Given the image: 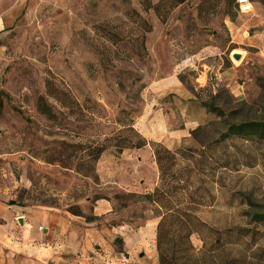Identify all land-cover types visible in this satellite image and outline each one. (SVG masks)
Returning a JSON list of instances; mask_svg holds the SVG:
<instances>
[{
    "label": "rangeland",
    "instance_id": "1",
    "mask_svg": "<svg viewBox=\"0 0 264 264\" xmlns=\"http://www.w3.org/2000/svg\"><path fill=\"white\" fill-rule=\"evenodd\" d=\"M0 1L3 206L83 208L102 238L76 264H158L160 210L143 195L159 183L205 224L190 238L200 264H264V222L252 218L264 210V141H221L230 124L264 122V0L247 14L235 0H186L167 15L159 0L148 11L140 0ZM153 114L174 130L159 144L177 153L161 180L149 146L124 147L137 142L130 129L160 132Z\"/></svg>",
    "mask_w": 264,
    "mask_h": 264
},
{
    "label": "crops",
    "instance_id": "2",
    "mask_svg": "<svg viewBox=\"0 0 264 264\" xmlns=\"http://www.w3.org/2000/svg\"><path fill=\"white\" fill-rule=\"evenodd\" d=\"M3 29L4 21L0 17V32ZM153 116L148 125L160 132L155 136L141 130L137 133L147 143L165 144L174 130L169 129L159 115ZM137 127L148 130L145 123ZM183 130L180 131L181 137L185 136ZM79 210L81 215L76 216V213L57 207L36 208L26 204L6 207L0 203V264H76V252L82 255L92 243L102 238L90 223L80 222L85 221L82 215L85 211L81 207ZM93 211H98L99 215L106 214L110 211V204L95 201ZM78 223L82 225L80 228Z\"/></svg>",
    "mask_w": 264,
    "mask_h": 264
},
{
    "label": "trees",
    "instance_id": "3",
    "mask_svg": "<svg viewBox=\"0 0 264 264\" xmlns=\"http://www.w3.org/2000/svg\"><path fill=\"white\" fill-rule=\"evenodd\" d=\"M159 1L160 4L163 3L166 7L165 12L167 15L173 8L186 0ZM140 4L144 11L159 8V4L153 5L151 0H140ZM206 10L208 9L206 8ZM148 31L149 28L146 29V32ZM210 109L216 111L218 115L223 113L214 107ZM197 129L191 133H195ZM129 131L137 138V142L135 144L128 142L127 146L124 147L139 150L148 145L159 173V180H161L164 170L162 164L166 163L167 167L171 168L174 165L177 153L169 151L159 143H147L137 132L131 129ZM229 136L255 137L259 141H264V122L230 124L227 126L226 134L222 136L221 141ZM102 151L103 148L97 150L96 155H99ZM143 198L160 210V213L156 216L159 220L155 232V250L158 264H200L190 238L194 234L201 235L203 229L206 228L205 224L188 208L176 205L173 200V193L169 191V186L161 188L158 183L150 193L144 194ZM76 216H80V214H76ZM252 218L256 222H264V210L253 214Z\"/></svg>",
    "mask_w": 264,
    "mask_h": 264
},
{
    "label": "built area",
    "instance_id": "4",
    "mask_svg": "<svg viewBox=\"0 0 264 264\" xmlns=\"http://www.w3.org/2000/svg\"><path fill=\"white\" fill-rule=\"evenodd\" d=\"M235 6L240 14H247L252 10V3L249 0H235ZM38 230L40 231L41 227Z\"/></svg>",
    "mask_w": 264,
    "mask_h": 264
},
{
    "label": "water",
    "instance_id": "5",
    "mask_svg": "<svg viewBox=\"0 0 264 264\" xmlns=\"http://www.w3.org/2000/svg\"><path fill=\"white\" fill-rule=\"evenodd\" d=\"M233 58H234L235 60H238V59H239V55H233ZM18 222L21 223V220L18 219ZM140 256H142V254H140Z\"/></svg>",
    "mask_w": 264,
    "mask_h": 264
}]
</instances>
